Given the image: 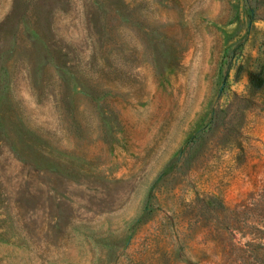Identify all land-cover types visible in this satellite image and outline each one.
I'll list each match as a JSON object with an SVG mask.
<instances>
[{
  "label": "rangeland",
  "instance_id": "1",
  "mask_svg": "<svg viewBox=\"0 0 264 264\" xmlns=\"http://www.w3.org/2000/svg\"><path fill=\"white\" fill-rule=\"evenodd\" d=\"M0 264H264V0H0Z\"/></svg>",
  "mask_w": 264,
  "mask_h": 264
}]
</instances>
